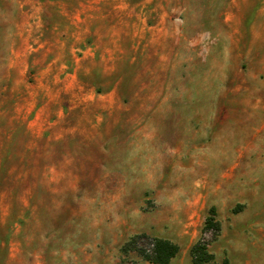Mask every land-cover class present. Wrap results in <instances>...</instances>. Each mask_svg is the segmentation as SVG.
<instances>
[{
    "label": "rangeland",
    "instance_id": "obj_1",
    "mask_svg": "<svg viewBox=\"0 0 264 264\" xmlns=\"http://www.w3.org/2000/svg\"><path fill=\"white\" fill-rule=\"evenodd\" d=\"M154 238L264 264V0H0V264Z\"/></svg>",
    "mask_w": 264,
    "mask_h": 264
},
{
    "label": "trees",
    "instance_id": "obj_2",
    "mask_svg": "<svg viewBox=\"0 0 264 264\" xmlns=\"http://www.w3.org/2000/svg\"><path fill=\"white\" fill-rule=\"evenodd\" d=\"M204 230L211 231L214 237L220 231V224L215 220L214 209L210 210V214L205 220ZM148 245L147 250L137 249L136 239H132L122 248V251H137L150 264H170L179 252V247L167 239H149ZM191 256L193 264H215L214 256L208 251L207 245L202 242H198L192 247ZM223 263L227 264L226 261Z\"/></svg>",
    "mask_w": 264,
    "mask_h": 264
}]
</instances>
